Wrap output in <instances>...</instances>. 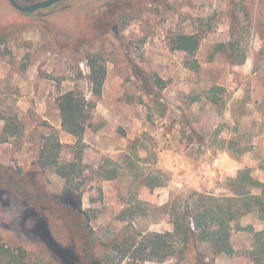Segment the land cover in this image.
<instances>
[{
  "label": "rangeland",
  "instance_id": "374dc122",
  "mask_svg": "<svg viewBox=\"0 0 264 264\" xmlns=\"http://www.w3.org/2000/svg\"><path fill=\"white\" fill-rule=\"evenodd\" d=\"M179 33L199 37L198 70L189 68L185 52L171 48ZM92 60L107 68L100 96L89 80ZM215 85L221 86L218 104L207 98ZM72 89L95 107L100 103L88 132L102 129L100 142L118 150L92 147L84 158L82 206L92 210L90 225L104 242L131 227L173 230L171 204L182 207L194 193L231 195V179L245 168L264 180V0H63L30 13L0 0V112L23 129L7 137L0 119V164L30 168L41 134L50 131L44 117L57 121V97ZM84 140L98 143L87 131ZM71 145L63 144L64 159L71 158ZM105 157L120 163L117 178L96 173ZM47 177L63 188L60 176L49 171ZM127 206L146 213L121 221ZM54 216L33 211L10 192L0 194L7 246L22 247L31 263L78 264ZM239 224L264 229L258 213ZM233 226L234 253L216 255V263L253 264V232ZM175 261L125 258L120 264Z\"/></svg>",
  "mask_w": 264,
  "mask_h": 264
},
{
  "label": "trees",
  "instance_id": "16d2710c",
  "mask_svg": "<svg viewBox=\"0 0 264 264\" xmlns=\"http://www.w3.org/2000/svg\"><path fill=\"white\" fill-rule=\"evenodd\" d=\"M199 44L200 39L196 34L179 33L172 38L171 48L185 52L189 68L198 70L200 65L196 53ZM89 67L92 93L100 96L107 68L96 60H92ZM155 82L160 85L163 83L160 78ZM218 89L221 86L215 85L207 92V98L213 104H218ZM56 101L62 129L76 138L75 143L70 146L71 158L62 157L64 147L59 131L44 121V126L50 131L41 134L37 157L30 168L23 170L0 164V194L2 191L10 192L33 211L54 214L55 219L62 221L61 226L71 242L72 256L78 264H120L125 258L131 263L165 262L173 257L176 261L168 264H217L216 255L234 253L231 242L233 223L238 229L253 232L251 259L253 264L264 263V229L254 230L251 225L244 227L239 224V219L249 213H258L264 220V180L254 178L248 168L240 170L231 179V195L194 193L182 207L171 204L173 230L144 233L131 227L123 235L119 234L108 242L101 240L90 225L92 210L82 206V177L89 167L84 158L91 152V145L84 140V135L92 125L95 104L78 89L60 94ZM0 119L5 122L4 133L7 137L23 132L17 119L6 117L2 112ZM120 169L118 161L105 157L96 173L103 179L112 180L120 175ZM261 169L264 171V157ZM49 171L64 179L63 188L53 186L47 177ZM149 185L153 187L159 184L149 182ZM253 189L257 191L254 192ZM167 207L168 204L165 205L166 209ZM145 213L141 206H127L119 212L118 219L133 220ZM114 253H117L118 263L113 262ZM0 264L35 263L28 260L27 252L22 247L7 246L0 234Z\"/></svg>",
  "mask_w": 264,
  "mask_h": 264
},
{
  "label": "crops",
  "instance_id": "0c3cea01",
  "mask_svg": "<svg viewBox=\"0 0 264 264\" xmlns=\"http://www.w3.org/2000/svg\"><path fill=\"white\" fill-rule=\"evenodd\" d=\"M105 85V81H104V84H103V88L105 87L104 86ZM102 91H103V89H102ZM99 102H98V104L96 105V109L99 107ZM58 113H59V119L57 120V121H51L48 117H44V119H46V120H48L49 121V124L50 125H52L54 128H56V129H58V131H59V138H60V141H61V143L62 144H64V143H67V144H74L75 143V140H76V138L72 135V134H70V133H67L66 131H64L63 129H62V127H61V118H60V111H59V109H58ZM96 113V112H95ZM94 119V118H93ZM89 129V128H88ZM88 129H87V135L89 134V135H93V136H95L96 135V138H97V140H98V143L96 142V143H91V142H89L90 144H91V150H92V147H97V148H99L102 152H111L112 150V152H115V151H118V150H116L115 149V147H114V149H113V145L111 144V143H109V142H107V141H105V142H100V140H102V139H104L105 138V134L103 133L104 131L102 130V129H99L98 131H96V132H88ZM90 130V129H89ZM127 136L129 137L130 135L129 134H127Z\"/></svg>",
  "mask_w": 264,
  "mask_h": 264
},
{
  "label": "water",
  "instance_id": "95a60500",
  "mask_svg": "<svg viewBox=\"0 0 264 264\" xmlns=\"http://www.w3.org/2000/svg\"><path fill=\"white\" fill-rule=\"evenodd\" d=\"M60 1H63V0H42V1L35 2L29 5H22L18 3L16 0H9V2L14 8L18 9L19 11L26 12V13H30L38 9H41V8L50 7Z\"/></svg>",
  "mask_w": 264,
  "mask_h": 264
}]
</instances>
